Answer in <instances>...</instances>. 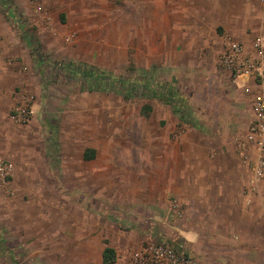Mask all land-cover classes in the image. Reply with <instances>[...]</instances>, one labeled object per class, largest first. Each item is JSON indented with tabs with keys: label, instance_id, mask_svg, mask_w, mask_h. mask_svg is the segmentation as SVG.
Here are the masks:
<instances>
[{
	"label": "crops",
	"instance_id": "0c3cea01",
	"mask_svg": "<svg viewBox=\"0 0 264 264\" xmlns=\"http://www.w3.org/2000/svg\"><path fill=\"white\" fill-rule=\"evenodd\" d=\"M253 2L162 0L159 17L163 25L177 27L184 33V40L176 37L178 41L201 42L202 51L211 47L210 40L221 50V43L226 38L248 47L260 23V17L258 21L254 20L253 9H258L261 15L259 0ZM147 5L142 4L145 6L142 16L153 21L154 9ZM35 8L39 10L40 5ZM94 14L88 15L94 18ZM85 16L82 13V17ZM60 18L64 19L62 14ZM0 21V156L12 166L5 185L11 195L3 194L1 198L5 202L0 211L1 256L9 257L11 250H26L27 259L39 260L41 254L37 250L48 247L49 264H104L102 252L105 247H110L115 252V262L110 264H132L127 260V254L129 247L138 242L132 235L139 233L140 218L146 217L155 224V229H140V240L154 243L156 238H166L180 245L196 261L223 260L218 250L239 243L240 230L229 227L228 219L246 216L251 209L248 207L261 196L262 188L260 185L257 192L247 191L248 169L245 170L249 177L241 186L242 167L237 152H228L217 140L227 133L205 128L206 125L187 127V123L179 121L175 114L172 122L166 120L161 130L155 129L159 135L154 131L147 135L148 159L144 163L139 161L135 167L134 188L127 196L123 193L122 196H107V164L90 161L94 157V146H85L77 157H65L64 169L59 165L60 147L59 150L58 144L51 145L54 139L51 130L43 134L35 122L36 117L13 125L9 122V110L14 101L21 97L27 86L33 84L36 90L37 71L33 69L26 40L12 35L4 19ZM250 26L254 28L249 38ZM94 39L86 34L78 40L89 44ZM72 50L70 55H81L77 46ZM85 54L93 56L95 52H90L87 47ZM152 67L144 69L151 70ZM22 69L32 75L29 74L28 79L22 78ZM37 90L40 92L39 86ZM40 104L38 101L35 109ZM150 113L142 116L149 117ZM181 125L182 132L174 133V127ZM210 138L217 141L216 145ZM87 149L92 151V157L85 159L83 154ZM140 168H144L146 175L145 172L141 175ZM63 169L65 182L59 178ZM50 179L54 184L71 186L65 199L71 207L75 201L81 202L80 214L72 208L70 212L60 213L61 220L57 218L49 204L55 198L40 188L49 184ZM80 186H95L97 191L80 192ZM11 262L15 260H1L0 264Z\"/></svg>",
	"mask_w": 264,
	"mask_h": 264
},
{
	"label": "rangeland",
	"instance_id": "374dc122",
	"mask_svg": "<svg viewBox=\"0 0 264 264\" xmlns=\"http://www.w3.org/2000/svg\"><path fill=\"white\" fill-rule=\"evenodd\" d=\"M253 1L255 4L258 0ZM161 2L162 0H0V20L4 19L12 35L26 40L33 69L37 71V87L40 89V92L37 87L34 90L33 84L27 86L21 97L11 105L9 122L12 125L20 123L11 117L14 106L21 105L29 110V119L36 117L35 122L40 125L43 134L48 129L51 130L54 138L51 145L58 144V149L60 147L59 165L64 169L65 157H77L85 146H94V157L90 161L94 164L104 161L107 164V196H122L121 193L127 196L129 190L134 188L132 180L135 177V167L139 161L144 163L148 159L147 135L152 131L159 135V131L155 129L161 130L166 120L172 122L176 118L175 113L157 95H149L151 91L128 98L113 92L85 91L80 75L73 76L59 67L60 64L73 61L74 65L83 67L79 63L86 62L106 70L105 72L131 80L140 75V69L153 66L150 73H147L153 87L166 88L170 84L174 88L173 100L188 114L189 123L186 126L206 125L205 128L227 133L217 140L228 152H236L237 138L245 132L250 118L248 98L244 97L241 90L236 89L228 71L220 63L222 49L219 50L217 43L212 40L209 41L211 47L203 51L201 42L182 41L184 33L178 31L177 27L163 25L159 17ZM144 3L154 9V20H150L152 23L142 16L145 11V6H142ZM37 5H40L39 10L35 8ZM97 12L101 13L97 15ZM82 13L86 14L85 18ZM89 13H95L94 18ZM252 13L254 20L258 21L259 10L254 8ZM60 14L63 15V20ZM1 26L0 21V28ZM253 28L254 26H250L248 29L249 38ZM86 34L96 39L89 44L86 41L79 42L78 39ZM176 37H182V40L178 41ZM76 46L81 55H70V51ZM87 47H90V52H95L93 56L85 54ZM29 74L30 71L22 69V78L28 79ZM38 101L41 104L35 109ZM143 104L150 105L151 111L152 107L154 109L149 117H143L140 112ZM182 128V125L179 128L175 126L174 133L179 134ZM210 140L216 145L214 138ZM64 169L59 177L63 182ZM144 172L146 175L144 168H140L141 175ZM248 177L249 172L242 167L239 175L241 186H244ZM84 187H78L81 188L79 191H97L95 186ZM40 188L55 198L49 202L52 204L49 207L52 212L57 213L59 220L60 213L70 212L72 208L75 213L82 212L81 202L75 201L71 207L65 199L70 194V185L54 184L53 179H50L49 184ZM74 188L77 189L76 186ZM3 194L11 195L5 186L0 187V211L5 204L1 201ZM260 194L248 207L251 209L246 216L228 219L229 227L240 230L239 243H233L235 247L227 245L226 249L218 250L223 260H197V264H264V183ZM140 220L142 225L139 226V233L136 235L133 231L132 235L138 242L129 247L127 254V260H131L132 264L135 252L141 246L151 244L140 240V229H155V224L150 219L144 217ZM156 239L154 243L169 240ZM37 253L41 254V259L30 260L26 258V250H11L9 257L1 256L0 251V263L1 260L12 259L15 262L10 264H49L48 247L38 249Z\"/></svg>",
	"mask_w": 264,
	"mask_h": 264
},
{
	"label": "built area",
	"instance_id": "2783aa9c",
	"mask_svg": "<svg viewBox=\"0 0 264 264\" xmlns=\"http://www.w3.org/2000/svg\"><path fill=\"white\" fill-rule=\"evenodd\" d=\"M259 6L260 23L248 47L240 41L226 38L220 55V63L228 71L231 82L249 100L250 118L245 132L236 141L240 165L250 172L249 192H257L264 183V0H259ZM29 113L24 106H14L11 117L25 122ZM11 171V164L0 156V187L7 184ZM133 262L197 264L180 245L166 240L141 246L133 255Z\"/></svg>",
	"mask_w": 264,
	"mask_h": 264
},
{
	"label": "trees",
	"instance_id": "16d2710c",
	"mask_svg": "<svg viewBox=\"0 0 264 264\" xmlns=\"http://www.w3.org/2000/svg\"><path fill=\"white\" fill-rule=\"evenodd\" d=\"M31 47L34 48V44L29 40ZM61 68L65 71H68L73 76L80 75L82 81L85 84L83 88L85 91H95V92H113L119 93L124 98L145 95L144 91H151V96L157 95L162 101L169 104L173 109V112L178 116L179 121L189 123L187 118L188 114L182 111L179 108V105L176 104L173 100L175 96V90L170 84H167V87L159 86V88H154L150 78L147 76V73H150L151 70L141 69L140 75L136 79H128L122 76L113 75L111 73L100 70L91 65H83L80 67L74 65L73 63L60 64ZM151 87V88H150ZM150 93V92H149ZM151 111V106L148 104H143L140 107V112L142 115L147 116ZM85 159L92 157V151L85 150L83 154ZM102 262L104 264H110L115 262V252L110 247H105L102 252Z\"/></svg>",
	"mask_w": 264,
	"mask_h": 264
}]
</instances>
